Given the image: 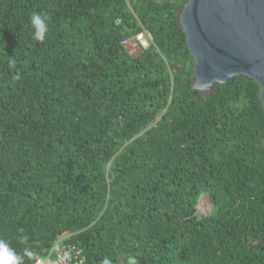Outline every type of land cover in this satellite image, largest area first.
<instances>
[{
    "label": "trees",
    "instance_id": "trees-1",
    "mask_svg": "<svg viewBox=\"0 0 264 264\" xmlns=\"http://www.w3.org/2000/svg\"><path fill=\"white\" fill-rule=\"evenodd\" d=\"M184 2L0 0V241L17 264L57 241L86 264H264L260 86L192 88Z\"/></svg>",
    "mask_w": 264,
    "mask_h": 264
},
{
    "label": "water",
    "instance_id": "water-1",
    "mask_svg": "<svg viewBox=\"0 0 264 264\" xmlns=\"http://www.w3.org/2000/svg\"><path fill=\"white\" fill-rule=\"evenodd\" d=\"M177 18L194 60L192 88L208 96L246 77L264 108V0H185Z\"/></svg>",
    "mask_w": 264,
    "mask_h": 264
},
{
    "label": "built area",
    "instance_id": "built-area-1",
    "mask_svg": "<svg viewBox=\"0 0 264 264\" xmlns=\"http://www.w3.org/2000/svg\"><path fill=\"white\" fill-rule=\"evenodd\" d=\"M152 39L150 33L141 32L136 37L125 40V44L129 45L134 42L137 48L143 50L150 46ZM34 264H86V257L82 248L59 241L50 253L39 255Z\"/></svg>",
    "mask_w": 264,
    "mask_h": 264
},
{
    "label": "clouds",
    "instance_id": "clouds-1",
    "mask_svg": "<svg viewBox=\"0 0 264 264\" xmlns=\"http://www.w3.org/2000/svg\"><path fill=\"white\" fill-rule=\"evenodd\" d=\"M30 23L34 29L33 38L42 42L46 38L48 33L49 18L46 15L40 13H33L30 17ZM132 47L134 48V52L142 50L140 48H137L134 42L132 43ZM5 248H6L5 243L3 241H0V264H17L19 258L11 250L5 251ZM43 255H47V254H43ZM104 264H110V261L106 258L104 260ZM127 264H137L136 258L133 256H129L127 258Z\"/></svg>",
    "mask_w": 264,
    "mask_h": 264
},
{
    "label": "rangeland",
    "instance_id": "rangeland-1",
    "mask_svg": "<svg viewBox=\"0 0 264 264\" xmlns=\"http://www.w3.org/2000/svg\"><path fill=\"white\" fill-rule=\"evenodd\" d=\"M199 206H200L199 210H201V211H207L210 208V202L206 198V195L204 198L201 199Z\"/></svg>",
    "mask_w": 264,
    "mask_h": 264
},
{
    "label": "flooded vegetation",
    "instance_id": "flooded-vegetation-1",
    "mask_svg": "<svg viewBox=\"0 0 264 264\" xmlns=\"http://www.w3.org/2000/svg\"><path fill=\"white\" fill-rule=\"evenodd\" d=\"M137 50V49H136Z\"/></svg>",
    "mask_w": 264,
    "mask_h": 264
}]
</instances>
